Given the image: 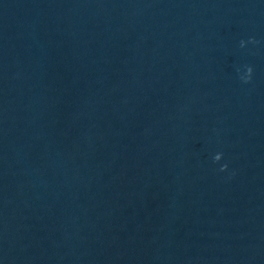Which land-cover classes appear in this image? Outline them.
<instances>
[{"label":"water","instance_id":"95a60500","mask_svg":"<svg viewBox=\"0 0 264 264\" xmlns=\"http://www.w3.org/2000/svg\"><path fill=\"white\" fill-rule=\"evenodd\" d=\"M0 264H264V0H0Z\"/></svg>","mask_w":264,"mask_h":264}]
</instances>
